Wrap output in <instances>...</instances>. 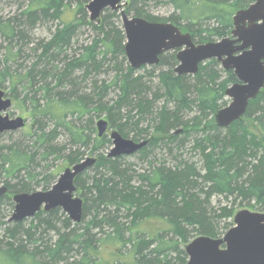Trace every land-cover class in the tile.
Listing matches in <instances>:
<instances>
[{
	"label": "trees",
	"instance_id": "16d2710c",
	"mask_svg": "<svg viewBox=\"0 0 264 264\" xmlns=\"http://www.w3.org/2000/svg\"><path fill=\"white\" fill-rule=\"evenodd\" d=\"M90 1L28 0L22 16L0 22V37L8 43L4 65L0 66V86L8 82L10 95L16 101L21 100L17 90L20 87L27 90L23 100L24 104L29 102L32 119L24 142L0 146V180L8 189L0 198V209L7 205L14 209L13 196L16 194L37 192L32 183L38 176L33 172L41 168L43 162L47 163L51 155L64 152L67 146L91 147V153L97 159L96 164L74 182L84 202L80 224L74 225L65 218V232L61 234L55 222L60 209L39 213L36 216L40 218L38 225L57 230L58 238L52 244L46 242L32 248V230L39 229L38 226L27 229L24 222L5 223L11 226L6 228V241H0L1 254L7 263L15 264H72L71 255L75 252L80 253L81 259L73 264H187L184 248L192 236L222 237L233 227L230 221L240 210L238 208L248 207L264 213V89L249 103L243 119L225 130L219 129L214 116L227 106L225 91L237 83L235 75L222 69L224 78L220 81L219 72L214 67L216 60H211L200 65L194 76L196 82L190 84L192 76L176 75L172 65L177 59L176 52H173L162 55L160 64L153 66L161 71L158 90L149 99L151 92L147 94L146 83L142 77L135 76L137 70L129 64L124 69L126 39L122 26L117 24V21L121 23V16H115L117 11L106 10L107 15H102L99 23L91 22L86 11ZM140 1L134 0L136 5H140ZM170 1L180 12L169 19L174 22L172 24L180 29L184 27L194 41L205 43L229 36L233 15L245 9L249 0ZM72 2L75 4V18L70 23H63L61 20ZM126 12L130 13L129 10ZM135 14L138 18L144 17L139 9ZM53 20H60L62 25L49 41L40 45L41 52L34 47L29 49L36 63L23 72L25 62H20L23 53L16 55L12 46L30 44V30L39 22ZM145 20L156 23L155 19ZM85 26L92 28L97 37L82 46L77 56L68 58L77 31ZM17 59L19 62L15 64ZM110 60H114L112 66L117 71L114 83L104 87L93 83L87 94L82 83L89 77L92 79L91 75L100 72ZM15 65L16 68H12ZM78 72L80 77L76 75ZM50 78L57 87L49 85L47 80ZM42 82L46 84L39 87ZM111 86L115 88L117 99L106 102L105 92ZM32 91L34 97L30 96ZM190 93L194 95L193 99ZM160 100L163 106L156 113L154 106ZM169 104L174 109L168 108ZM192 106L197 107L200 116L185 121L182 116L192 112ZM209 114L212 119L203 124L202 120ZM90 115L91 118L104 115L109 130L117 131L125 139L129 137L130 120H150L154 135L138 152L144 157L151 152L150 148L163 145L171 147L170 152L183 149L187 137L201 131L202 136L196 139L195 148L200 152L203 168L199 170L183 161L176 166L151 162L148 171L138 173L125 165L126 157L108 158L112 141L107 134L101 138L98 135L93 137L85 131V125L79 127L78 122L68 121L71 117L81 123ZM45 120L55 123L53 130H46ZM249 121L261 128L263 138L251 130ZM88 125L93 128L92 120ZM59 130L68 134L67 146L55 144ZM179 130L181 132L176 134ZM147 133L141 130L132 139L137 143L147 141L139 140ZM182 136L183 140L174 145L173 142ZM83 156L78 150L65 158L73 166L82 162ZM55 183L46 178L36 186L42 185L41 191L45 192ZM214 196L228 204L214 209L211 203ZM6 215L0 217L9 220ZM61 215L66 217L63 212ZM222 219L226 222L222 223ZM156 222L166 228L149 233L141 230L142 225ZM106 228L108 232L104 238L94 233H103ZM105 248L107 259L103 255ZM117 249H126V255L122 251L115 253Z\"/></svg>",
	"mask_w": 264,
	"mask_h": 264
},
{
	"label": "water",
	"instance_id": "95a60500",
	"mask_svg": "<svg viewBox=\"0 0 264 264\" xmlns=\"http://www.w3.org/2000/svg\"><path fill=\"white\" fill-rule=\"evenodd\" d=\"M128 1L91 0L86 10L90 21L97 23L106 10L120 12L126 39L124 51L130 67L139 70L144 66H158L161 55L177 51V76H195L201 64L216 60L223 69L234 73L237 83L225 91L230 103L215 113V123L225 130L243 119L249 103L264 89V0H255L235 14L231 38L200 45H195L190 34H183L172 23L130 17L123 8ZM11 107L12 101L0 89V136L26 125L21 117L10 118L7 112ZM108 128L105 120H99L98 136L103 137ZM110 139L109 159L135 155L149 144V140L137 143L125 139L117 131L111 132ZM96 162V158L89 157L66 168L49 191L16 194L10 222H24L42 210L49 213L61 209L73 223L80 224L84 202L76 196L74 182ZM6 193L7 187H0V198ZM233 222L234 226L221 238L201 236L189 243L185 247L187 264H264V213L242 210Z\"/></svg>",
	"mask_w": 264,
	"mask_h": 264
},
{
	"label": "rangeland",
	"instance_id": "374dc122",
	"mask_svg": "<svg viewBox=\"0 0 264 264\" xmlns=\"http://www.w3.org/2000/svg\"><path fill=\"white\" fill-rule=\"evenodd\" d=\"M254 1L255 0H252V1L249 0L246 8H248L252 3H254ZM140 2L142 3V4L140 3V5H136V2H134V0H129L128 2H124V3H126L125 9L130 11V13H129L130 17H136L135 10L139 9L144 14L143 15L144 19L153 20V21L155 19L156 22H160V23H174L169 19L172 16L180 15V12L176 10V8L174 7V5H172L170 0H141ZM28 4H29L28 0H0V22H6V21H9L11 19H15L16 17L18 18V17L22 16V13H25ZM70 6L71 7L66 10V12H65V14L61 20L63 23H70L75 18V10H74L75 4H74V2H72L70 4ZM111 13H113V12H111ZM114 14H115V16H120L119 12H116ZM104 15H107V13L106 12L103 13V17H104ZM87 16L89 17L88 11H87ZM112 16H114V15H112ZM103 17H102V19H103ZM61 21L60 20L59 21L53 20V21H45V22L37 23L35 28L30 30V36H29L30 41L28 42L30 44H28V45L23 44L22 45V43H18V44H14L12 46V50H14L16 55H18L19 52L23 53L20 56V62H22V63L25 62L24 63L25 65L23 64L24 66L22 67L23 72L27 71L30 66H34L33 63H36V61H34L35 57H33V55H32L33 53L30 52L29 49L34 47V48L39 49V51L41 52L42 47L40 45L49 41L52 38V35L56 31V29L62 25ZM120 21H121V17H120ZM117 24L122 26L121 23H119V21H117ZM181 28H182L181 30L184 33L187 32L184 27H181ZM231 30H233V28ZM190 35H191V33H190ZM229 36L224 37V38H230ZM96 37H97L96 32L88 26H85V27L79 29L77 31L76 37L73 40L72 46L69 49V57L68 58L77 56L79 53H81V51H80L81 47L84 45H87L89 42H91ZM220 40H222V39L215 38L213 41H209V42H205V43L219 42ZM195 42L198 44H205V43H199L198 40H196ZM7 45H8L7 41L0 37V61H1L0 66L4 65L5 48H7ZM18 59L16 60L15 64H17L19 62ZM119 59L122 60L121 58H119ZM113 63H114V60H110L107 64H105V66L100 70V72H95L94 75H91L92 79H90V77H89V79H86L82 83V85L87 88V91H86L87 94H89L90 90L93 88V83H97L98 87H104V85L109 86V85H112L114 83L113 81L115 80V76H116L115 74L117 71L113 68V66H112ZM126 65H128L127 61H126V64H124V69L126 68ZM9 66H11V65H9ZM172 66H174L173 69H175L178 66V62H176L175 65L173 64ZM214 67L219 72L218 77H219L220 81H223L224 75L221 73V71L223 69L222 65L216 61V64L214 65ZM12 68H16V65ZM160 71H161L160 69H154L153 67L149 66V67H145L143 69L137 70V73L135 75V76L142 77L143 82L146 83V88H148V90H149V92H147V94H149L151 92L149 94V99H152L153 94L156 93V91L158 90V87H159L158 76L160 74ZM76 75L78 77H80L81 74H79V72H78V73H76ZM47 82L49 83V85L52 88L54 86L55 87L58 86L57 83L51 78L49 80H47ZM195 82H196V80L194 79V76H192L190 78V84H194ZM45 84H46L45 82H42L39 85V87L43 86ZM0 89L5 92L6 98H9L12 101V107L7 112L8 115L10 116V118L21 117L26 122V126L24 129H21V130L15 131V132L5 133V134L1 135L0 136V146L7 145V144H10L13 142H22V141L24 142L27 139V131L30 128V126L32 125V119L30 118V114H29V102L26 101L24 104V100H23L25 98L27 90L24 91V90H22L23 88L20 87L17 90V94L21 100L16 101L10 95L11 85L8 82H5L2 86H0ZM114 89L115 88L111 86V88H109L106 92L104 91L105 92L104 101L109 102L112 100L115 101L117 99L116 92ZM30 96L34 97L33 91L31 92ZM190 98L191 99L194 98V95L193 94L191 95V93H190ZM226 100L228 101V103H227V105H228L230 103V99L226 98ZM162 106H163V101L160 100L154 106V112H156V113L159 112L160 109H162ZM192 107H193L192 112H188L184 116H182V117H184L185 121H190L191 119H193L197 115L200 116V111L197 109V107L196 106H192ZM168 108L174 109V106L172 104H169ZM126 112L127 111H125V110L123 111L125 116H126ZM91 117L92 116L90 115V116L83 118L82 119L83 121L81 120L83 123L82 122L80 123V121H76V119H71V117H69L68 121L69 122L73 121L74 123L78 122V124H80L79 127L85 125L84 126L85 131L87 133H90V135H92L93 137H95L96 135H98L96 124L101 119L105 120V116L101 115L100 117H96V118H91ZM93 117H95V116H93ZM212 117L213 116L211 114H209V116H207L205 119L202 120L203 121L202 123L204 124V123L209 122V120H211ZM89 120L90 121L92 120V127L93 128H91L89 125H88V127L86 126ZM45 121H46L45 122L46 123V125H45L46 130L48 132L53 130L55 123L52 120H45ZM136 122H138L137 118L130 120V123L128 126V132H129L128 139L133 140L132 138L134 137V135L137 134L138 132H140L141 130H146V131H148V133L145 134L144 136H142V139L141 138L139 139L140 141L145 140V139L148 140L152 135H154V133H153L154 130L152 128V122L150 120L149 121L145 120V119L143 121L140 120L138 122V124L135 125ZM249 124H250L251 130L263 138V132H262L261 128H259L252 121H249ZM111 131L112 130H108V132H107L108 137L110 136ZM197 133L198 134H193V135L187 137L185 144H184L185 147L183 149L176 148V150L170 152L169 149L171 147H164V145H163V147L160 146L158 148L148 147V149L150 148L151 152H149V154L146 157L137 153L135 155L126 157L124 163H125V165L132 167L133 170L137 171L138 173L144 172L146 170L148 171L149 167L151 165V162H154L157 164L158 163L162 164V163L166 162L167 166H169V165L170 166H176V165L180 164V161H183V162L191 163L197 169L201 170L203 168V166H202L203 160H202V157L200 155V152L198 150H196V148H195V144H196L195 141H196V139H198L202 136V133H201V131L197 132ZM182 140H183V136L180 137L177 141L173 142V144L176 145L179 141H182ZM55 144L59 147H62L64 145L67 146L69 144L68 134L66 132L59 130L57 133ZM79 148H81V149H79ZM90 148L84 149L82 147H77V146H73V147L67 146L66 150L64 152H62L60 154L56 153V155H51L49 158V161L47 163L43 162L42 167L37 169L35 172H33V174L36 177L38 176L34 180L36 182L32 183V185L34 186L33 189H35L37 191H41L42 185H40V186H36V185H38L39 183H42L44 181V179H46V178L49 181H56L57 182V180L59 179L60 175L64 172V170L68 167H72L71 165H69L66 162V158H65V156L68 154H71L72 151H78L79 150L80 152H82L84 154V156H83L84 160L86 158H89V157H95V155H93L91 153ZM109 151H110V149L107 151V153ZM155 161H157V162H155ZM37 181H39L38 184H37ZM2 186H5V185L3 184V181L0 180V187H2ZM76 196L80 197V194L77 192ZM229 201L231 202L233 200H229ZM211 203H212V207H214V209H216V210L220 209V207L228 204L226 200L219 199V197H215V196L212 198ZM231 204H230V206H231ZM237 205H238V202H237ZM238 209H240V210H238V212L242 211V210H249L252 212H257V211L249 209L248 207H242V208H238ZM60 211L61 212H60V214H58V218H56L55 222H56V227L59 230V233L62 234L65 232V224H63V220L65 221V218L67 219L68 216L66 214H65L66 217L61 215L63 211L62 210H60ZM13 212H14V209H11V207L8 205L3 206L0 209V213H1L0 215H3L5 213L9 217H11ZM39 219L40 218L34 217L32 219H27L24 222V225L27 229L31 226L32 227H35V226L39 227V229H37V230L36 229L32 230L33 231L32 233L34 234L33 239H32V243H31L32 248L37 247V245H43L46 242H50V244H52V243L56 242V240L58 238V231L57 230L53 231L52 229H49L47 227L39 226L38 225L40 223ZM221 221H222V223L226 222V220H223V219ZM233 221H234V219H233ZM233 221H230V222H233ZM5 223H8V219H3L2 217H0V241H6V235H7L6 228H7V226H11V224L5 225ZM71 223H73V222L71 221ZM233 226H234V222H233ZM165 228L166 227L161 222L160 223L156 222V223H152V225H148V224L142 225L141 230L149 233V232H152L154 230H158V231L161 229L164 230ZM107 232H108V229L106 228L103 233H100L99 231H95L94 233H97L98 237L101 236V238H104L105 235L107 234ZM196 238H198V237L192 236L189 243L194 241ZM121 251H122V253H125V255H126V252H127L126 249L121 250ZM121 251H119V249H117L114 252L115 253L118 252V254H119V253H121ZM1 252H3V251L0 250V264H15L12 262L7 263L6 258L4 257L3 254H1ZM79 254L80 253H77V252L73 253L71 255L73 258L70 260V263L73 264L75 261H77V262L80 261L81 255H79ZM103 255L106 259L109 258V256H107V253H106V248L103 250ZM129 258H130V256H129ZM38 263H41V262L38 260ZM25 264H28V263H25Z\"/></svg>",
	"mask_w": 264,
	"mask_h": 264
},
{
	"label": "flooded vegetation",
	"instance_id": "af4514ba",
	"mask_svg": "<svg viewBox=\"0 0 264 264\" xmlns=\"http://www.w3.org/2000/svg\"><path fill=\"white\" fill-rule=\"evenodd\" d=\"M182 32H183V31H182ZM183 33H184V32H183ZM184 34H187V32L184 33ZM188 34H190V33H188ZM231 35H232V33H231L230 36H229L230 38H231ZM191 37H192V35H191ZM192 40H193V38H192ZM193 42H194L195 45H200V44L196 43L194 40H193ZM168 53L170 54V53H172V52H168ZM177 53H178V52H176V56H177ZM165 54H167V53H165ZM163 55H164V54H163ZM160 57H161V56H160ZM176 59H177V57H176ZM220 64H221V63H220ZM221 65H222V64H221ZM222 68H223V67H222ZM224 71H226V70L224 69ZM229 71H231V70H229ZM233 74H234V73H233ZM225 97H226V96H225ZM226 98H227V97H226ZM2 187H6V186H2ZM7 192H8V189H7ZM76 193H77V192H76ZM6 194H7V193H6ZM6 194H5V195H6ZM3 196H4V195H3ZM3 196H2V197H3ZM14 196H15V195H14ZM14 196H13V197H14ZM14 207H15V206H14ZM60 210H61V209H60ZM42 212H43V213H46L44 210H42L40 213H42ZM63 213H64V212H63ZM38 214H39V213H38ZM38 214H37V215H38ZM37 215H36V216H37ZM36 216H35V217H36ZM33 218H34V217H33ZM68 218H69V217H68ZM31 219H32V218H31ZM8 222L11 223V222H10V218H9ZM24 222H25V221H24ZM13 224H16V223H13Z\"/></svg>",
	"mask_w": 264,
	"mask_h": 264
},
{
	"label": "bare ground",
	"instance_id": "6f19581e",
	"mask_svg": "<svg viewBox=\"0 0 264 264\" xmlns=\"http://www.w3.org/2000/svg\"><path fill=\"white\" fill-rule=\"evenodd\" d=\"M126 4V3H125Z\"/></svg>",
	"mask_w": 264,
	"mask_h": 264
}]
</instances>
